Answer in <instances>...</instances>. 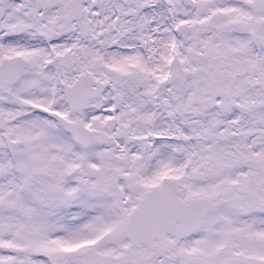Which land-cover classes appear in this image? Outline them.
<instances>
[{"label":"snow or ice","instance_id":"1","mask_svg":"<svg viewBox=\"0 0 264 264\" xmlns=\"http://www.w3.org/2000/svg\"><path fill=\"white\" fill-rule=\"evenodd\" d=\"M0 264H264V0H0Z\"/></svg>","mask_w":264,"mask_h":264}]
</instances>
